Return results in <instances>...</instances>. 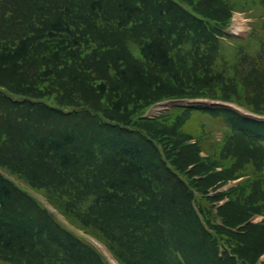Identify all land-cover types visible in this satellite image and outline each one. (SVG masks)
Here are the masks:
<instances>
[{
    "label": "trees",
    "instance_id": "trees-1",
    "mask_svg": "<svg viewBox=\"0 0 264 264\" xmlns=\"http://www.w3.org/2000/svg\"><path fill=\"white\" fill-rule=\"evenodd\" d=\"M242 2L257 22L228 52L231 0H0V168L24 185L0 174V264H108L27 188L104 235L123 264H258L264 122L204 106L141 117L202 95L264 113V0ZM238 176L214 210L223 195L208 188Z\"/></svg>",
    "mask_w": 264,
    "mask_h": 264
},
{
    "label": "rangeland",
    "instance_id": "rangeland-1",
    "mask_svg": "<svg viewBox=\"0 0 264 264\" xmlns=\"http://www.w3.org/2000/svg\"><path fill=\"white\" fill-rule=\"evenodd\" d=\"M231 1H233L234 3H236V10H240V4H239V2H241V0H231ZM237 1V2H236ZM242 13H243V15L244 16H248V17H255V14L257 13V9L256 8H254V9H252V10H245V11H242ZM252 20H254V18L252 19ZM229 30V29H228ZM229 39H230V41H233V37H229ZM157 106H159V105H157ZM158 108H153L150 112H149V114H152V113H154L156 110H157ZM203 117V116H202ZM200 119H201V117H200ZM203 121L205 122V123H211L212 121L210 120V118H208V117H206V116H204L203 117ZM203 122V123H204ZM204 123V124H205ZM219 129H215V131H217V136H219V134H220V132L218 131ZM47 196L49 197V199L55 204V205H57L58 207H60L61 209H63L62 208V206L55 200V198L52 196V195H50V194H47ZM69 217L72 219V216L71 215H69ZM79 224V223H78ZM81 227H83V224L82 223H80L79 224ZM83 228H85V226L83 227ZM97 235V234H96ZM100 238H102L103 240H104V242L110 247V249L112 250V252L114 253V255L117 257V258H119L120 260H122L121 259V257H120V255L116 252V250L113 248V246H111L110 245V243H109V241L104 237V235H98ZM125 262V261H124ZM126 263V262H125ZM126 264H128V263H126Z\"/></svg>",
    "mask_w": 264,
    "mask_h": 264
}]
</instances>
